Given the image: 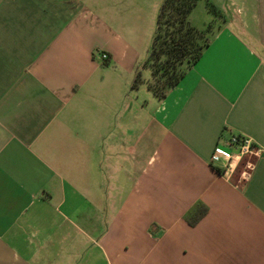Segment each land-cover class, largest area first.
<instances>
[{
    "label": "crops",
    "instance_id": "0c3cea01",
    "mask_svg": "<svg viewBox=\"0 0 264 264\" xmlns=\"http://www.w3.org/2000/svg\"><path fill=\"white\" fill-rule=\"evenodd\" d=\"M199 1L209 42L158 97L161 0H0V264H264V0ZM230 135L260 151L227 178Z\"/></svg>",
    "mask_w": 264,
    "mask_h": 264
},
{
    "label": "trees",
    "instance_id": "16d2710c",
    "mask_svg": "<svg viewBox=\"0 0 264 264\" xmlns=\"http://www.w3.org/2000/svg\"><path fill=\"white\" fill-rule=\"evenodd\" d=\"M197 1L161 0L157 8L150 46L143 64L150 69L147 86L158 97L178 82L209 42L211 24L197 29L187 20V14ZM208 8L215 12L211 5ZM139 80L136 70L132 84ZM204 212L203 206H194L187 222L194 224Z\"/></svg>",
    "mask_w": 264,
    "mask_h": 264
},
{
    "label": "built area",
    "instance_id": "2783aa9c",
    "mask_svg": "<svg viewBox=\"0 0 264 264\" xmlns=\"http://www.w3.org/2000/svg\"><path fill=\"white\" fill-rule=\"evenodd\" d=\"M106 57L104 52L99 54L101 60H105ZM227 145L231 151L226 152L220 148H214L210 156V163L227 178L230 177L242 158L256 155L260 151L259 146L250 138L241 135H230Z\"/></svg>",
    "mask_w": 264,
    "mask_h": 264
},
{
    "label": "rangeland",
    "instance_id": "374dc122",
    "mask_svg": "<svg viewBox=\"0 0 264 264\" xmlns=\"http://www.w3.org/2000/svg\"><path fill=\"white\" fill-rule=\"evenodd\" d=\"M202 1H199L197 4L198 5H194L193 6V12H194V15L197 17V18H200L202 17V15L204 14L203 12V7L200 6V4H203V3H200ZM203 6V5H202ZM155 11L154 10V17L153 18H148L146 23L143 24V34L141 35V37L137 40V43L140 44V47L143 51V54L141 56V61L139 63V69L140 70H145L146 68L148 69L149 67H147V65H144L143 62L144 60L146 59L147 57V51H148V48L150 46V42H151V36H152V33H153V30H154V20H155ZM175 71H178V69L175 68ZM142 72H141V77L142 76ZM250 162L251 161V157L250 156H245L237 165V171H240L242 169H246V162ZM247 162V163H248ZM237 174V173H236Z\"/></svg>",
    "mask_w": 264,
    "mask_h": 264
}]
</instances>
